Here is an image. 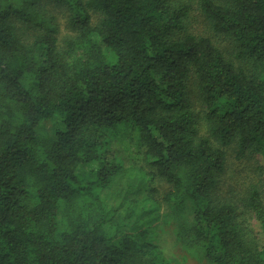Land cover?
<instances>
[{"label":"trees","instance_id":"trees-1","mask_svg":"<svg viewBox=\"0 0 264 264\" xmlns=\"http://www.w3.org/2000/svg\"><path fill=\"white\" fill-rule=\"evenodd\" d=\"M228 150L264 161V0H0V264H264Z\"/></svg>","mask_w":264,"mask_h":264},{"label":"rangeland","instance_id":"rangeland-1","mask_svg":"<svg viewBox=\"0 0 264 264\" xmlns=\"http://www.w3.org/2000/svg\"><path fill=\"white\" fill-rule=\"evenodd\" d=\"M96 19L95 16L92 17V22H94ZM188 24L190 29L193 32L196 33H202L206 34L208 36H211V34L207 31V25L206 22L202 20V16L197 12L195 8H193L190 11L189 18H188ZM69 32L66 28H64L62 24V20H60V28H59V38H64L65 35H67ZM212 38L218 42V38L213 37ZM190 87V95H191V105L194 109V112L198 115L199 119V126L202 129V120H201V114H202V105L198 100V97L194 91V88L192 85ZM109 151L113 153L115 156V159H119L123 161L124 163L131 165L133 161H135V165H142V156L136 155L134 148L132 145L128 143V139L125 137L121 138H112L109 144ZM134 151V152H133ZM228 156H227V162H226V168L223 175L224 185L225 188H227L230 185H235L236 190L238 193H242L245 187H248L251 183H257L261 182L263 185V191H264V176L259 174V172L256 170L257 165H263L264 161L262 158L257 154H248L244 158L240 160H235L233 158V155L228 150ZM135 155V156H134ZM135 170V169H133ZM153 187L155 186L157 188V195H161L163 191L165 190L166 186L162 184L161 182L154 180L152 182ZM139 198H142V191L138 195ZM250 216V215H248ZM250 222V228L253 230V232L257 235L260 243H263V236L260 233V229L258 227V224L256 221L249 217ZM169 226L165 225H159L157 227V232L159 235H163V237L166 238V233L169 231ZM159 236V239H160ZM170 252L173 254V256L177 259V262L175 264H206L205 262H202L198 260L197 258H193L190 255L183 256L182 251L175 245H171L169 248Z\"/></svg>","mask_w":264,"mask_h":264}]
</instances>
